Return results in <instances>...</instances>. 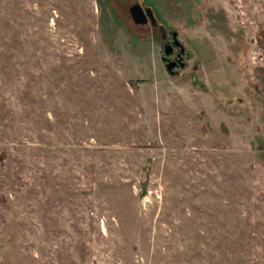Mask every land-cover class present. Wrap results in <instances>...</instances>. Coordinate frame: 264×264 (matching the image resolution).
Wrapping results in <instances>:
<instances>
[{"label": "rangeland", "instance_id": "1", "mask_svg": "<svg viewBox=\"0 0 264 264\" xmlns=\"http://www.w3.org/2000/svg\"><path fill=\"white\" fill-rule=\"evenodd\" d=\"M0 264H264V0H0Z\"/></svg>", "mask_w": 264, "mask_h": 264}, {"label": "water", "instance_id": "2", "mask_svg": "<svg viewBox=\"0 0 264 264\" xmlns=\"http://www.w3.org/2000/svg\"><path fill=\"white\" fill-rule=\"evenodd\" d=\"M127 11L134 24H145L147 18L149 19V22L151 24L155 23L150 7L142 8L138 3H134L128 7ZM170 35L171 43L167 45L164 44L162 46L163 55L161 56V60L163 61L164 67L169 73L171 72L170 68L173 66V62H168L165 56L169 53V50L172 48V46H176L178 48L179 53L183 52V46L179 43L176 37V32L172 31Z\"/></svg>", "mask_w": 264, "mask_h": 264}, {"label": "flooded vegetation", "instance_id": "3", "mask_svg": "<svg viewBox=\"0 0 264 264\" xmlns=\"http://www.w3.org/2000/svg\"><path fill=\"white\" fill-rule=\"evenodd\" d=\"M147 21H149L148 18H147ZM151 25L155 26L156 24L153 23ZM158 29L160 30L161 38H164L165 37V33L163 32L162 28L160 26H158ZM170 43H171V35H170V32H169V38L166 39V41L163 43V45L164 44L167 45V44H170ZM187 56H188V54L185 53L184 50H183L182 53H179L178 52V48L176 46H172V48L169 50V53L165 56V58L167 59L168 62H173V66L171 67V70L173 71L174 68L183 67V65H184V57H187Z\"/></svg>", "mask_w": 264, "mask_h": 264}]
</instances>
